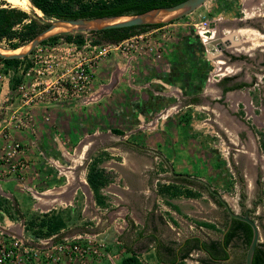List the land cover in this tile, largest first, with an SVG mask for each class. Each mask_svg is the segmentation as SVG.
Here are the masks:
<instances>
[{"label":"rangeland","instance_id":"rangeland-1","mask_svg":"<svg viewBox=\"0 0 264 264\" xmlns=\"http://www.w3.org/2000/svg\"><path fill=\"white\" fill-rule=\"evenodd\" d=\"M29 1L30 0H28L29 5L27 4V7H18L8 2V0H0V6H11L22 10L24 9V11L29 14L28 19L24 20L21 24H16L13 30H23V26L30 22V19L35 20L37 24L41 26H46L47 22L50 20V18L46 17L39 9L33 7L32 3ZM79 1L81 3H92L95 0ZM242 4V0H208L194 12L165 24L162 30L153 32L155 27L148 29V31H150L149 37L155 35L157 32H169L166 36L169 44L165 47V52L167 53L168 49L171 50L169 51L170 54H167V56L171 58V65L167 66V68L170 67L172 71H169L171 75L168 74L165 80L166 83H170L169 85L172 87L168 89L171 95L166 99V104L169 102L172 103L166 106L162 114H156V119L153 117V110V113L137 111V114L143 116L146 121L143 125H148L152 122V118H154L153 121L156 123L158 119H163L165 114H167L166 118H168L170 123L174 121L171 123L170 127V123L163 125L164 129H160L157 125L155 132L161 134L160 137H162L163 142H153L149 145L154 146L157 151H161L165 156L167 155L164 160L169 161V159L172 158L175 162L174 168L182 171L187 170L185 165L187 162L185 158L187 154L198 152L197 155L201 161L197 162V165L196 162L191 163V168L195 167L194 171L197 167L200 168L198 173L203 174L204 178L209 180V184L213 188H216L217 192H219L223 198L229 202L231 208L236 211L240 208L237 201L242 200L246 206H251L252 201L257 200L261 192H263L262 197H264V152L260 149V142L262 139L264 140V62L262 63L264 43L261 45L263 48L261 51L262 55L256 53L255 57L246 59V63H243L244 59L233 60L229 58L230 50L228 42L224 40L225 35L228 33L225 29L233 31L234 27H236L226 25L224 19H226L227 16L241 18L245 16L246 10L241 9ZM74 8H76V6H74ZM262 14H264L262 11H258L255 12L253 16H263ZM203 22H207L208 24L204 25ZM212 23H215V27L209 28V25ZM200 26L202 27L200 28ZM202 28L204 31H201ZM65 33L66 32L61 33L60 37L55 40L47 41V43L53 46L54 44L57 45L63 42L61 37L62 34ZM72 34H81L84 38L89 32L73 31ZM154 40L157 41L159 39L156 38ZM262 41L264 42V38ZM26 42L27 41L21 42L17 38H12L11 40L2 38L0 40V47L11 50V45L17 43L20 44L17 50H20ZM220 44L224 46L223 49L217 48ZM165 52L160 59H156L155 61H151V59H147L146 56L137 53L135 61L143 59L140 60V62L144 63L143 65L147 64V66H152L151 63L162 60ZM117 57L122 63H126L130 60L129 55H120ZM26 58L20 60L13 69L6 68L7 66L4 64V81L9 82L10 87L20 82L21 77L19 70L21 66L26 64ZM147 60L150 62H147ZM0 62L1 64L4 63L2 61ZM237 62L242 64L239 66V69L231 74L227 66ZM135 65L138 66L139 64ZM97 66L98 65L95 66L94 71ZM223 75L232 76L234 81L227 82L222 80L218 83L219 80L223 78ZM95 79L100 80L99 74H96V71L93 84L95 83ZM237 82L246 83L247 85L241 87V89L235 90V95L233 96L228 95L230 92L224 94L221 92L222 87H227ZM151 85L154 86V84ZM194 92H200V94L204 96L202 102L200 99L196 104L187 105L188 98H185L184 95ZM110 117L111 115H109V118ZM114 117L115 118L112 117L110 119L109 126L115 123L114 119H119V124L124 123L127 127L137 126L138 123L141 122L136 112H131L130 114L124 113V115H119L118 113V115H114ZM114 135H116V133H114ZM143 135L146 136L144 138L146 139L150 133L147 132ZM114 137L113 135H109L108 139L102 138L101 142H98L100 141L99 139L93 140L91 143L93 145L90 146L85 158L87 159L90 155L93 156L92 151L97 145H108L109 147ZM131 151L142 156L141 162L137 161V163L144 167V173L149 176V183L152 182V185L157 183L159 187L161 181L163 182L169 179L168 165L158 155L152 152L138 151L136 148L132 150L130 146L124 144L117 145L114 148L109 147L107 150H101L98 155H103L107 158L110 152L116 153L117 160L121 162L123 160L122 155ZM111 156H109V158H111ZM195 157L196 155H194V158ZM100 161L101 159L94 157L91 165L94 163L99 165ZM81 166L82 165L78 163L76 169ZM97 167L101 169L106 176L105 185L100 188V194L101 197L106 198L108 201L103 200L102 205H92L91 208L89 207L90 209L88 208L86 210L88 214L84 211L85 214L83 215L82 207L84 204V197L81 194L76 198L77 201L75 202L76 206L74 210L70 209V211H67V207L50 209L48 212H38V210H34L33 215L26 220L24 227L26 230H24L26 233L25 236L34 240L45 239L55 244L64 243L67 240L71 243L78 242L83 245H86L88 240H90V244L92 245L91 250L82 255L77 253L67 255L55 251V260L52 258L46 259L45 253L38 259L40 264H119L121 257L127 254L122 242L124 240L128 242L129 239L126 240V238H129V236H125L123 240V236L118 235L119 231L125 230L126 223L124 222L122 224L121 220L117 218V220L113 219V215L118 214L116 210L121 209V204L119 202L117 204L113 202V199L109 197L111 193L105 188L106 185L113 181V173L106 171V169L102 167ZM241 189H243L242 191L245 197L240 196ZM152 192L154 194L156 193L155 190H152ZM161 197H158V204L163 210L165 205L163 201H161ZM155 199L153 195H148L146 202L150 204L154 202ZM209 199L210 197L204 192V197L201 200L205 217H218L217 220H223L225 214L222 210H218L220 208L216 206L212 207L209 204ZM188 204L190 206L188 208H193L190 203ZM97 205L99 208H97ZM55 212H58L57 216L62 218L65 226L49 237L40 236L39 239L33 238L32 232L46 234L47 227H41L40 221L43 218L47 219L53 216ZM258 214H262V208L260 206L256 207L254 216H258ZM142 216L143 215H141L140 218H142ZM131 217L133 218V220L131 219L133 228H138L137 232H139L140 224L137 223L136 219L139 215L134 212ZM258 222H262V219H258ZM178 226L179 224L176 226L172 224V228L170 227L171 229H168L160 225V234L164 233V237L173 236ZM259 232L260 241H264V229L260 228ZM56 238L58 240H56ZM94 250L97 252L94 253ZM144 259L149 258L146 257ZM139 260L142 264L145 263L143 259ZM22 264L35 263L31 261Z\"/></svg>","mask_w":264,"mask_h":264},{"label":"crops","instance_id":"crops-1","mask_svg":"<svg viewBox=\"0 0 264 264\" xmlns=\"http://www.w3.org/2000/svg\"><path fill=\"white\" fill-rule=\"evenodd\" d=\"M242 2L241 9L246 10V17H251L258 11L264 13V0H242ZM225 30L228 31L224 40L228 42L230 59H244L243 63H246V59H252L257 52L262 51L264 34L257 30L247 26L234 27L233 31ZM169 51L171 50L168 49L167 53L165 52L161 62L151 63L152 66L143 65L144 63L140 62L143 59L135 61V56H130V60L126 63L118 60L117 56L107 57L99 62L95 70L100 80L95 79L92 95L87 102L32 107L28 127L14 128L6 123L10 111L19 106L17 101L7 110L0 109V155L5 149L7 140H15L24 145L23 157L26 162L21 173L17 175L9 174L5 166H0V227L25 236V222L33 215L34 210L48 212L50 209L61 207H67V211L74 210L76 198L81 194L84 197L82 207L84 215V211L97 204L94 192L86 182V175L94 157H98L101 161L97 166L113 173V181L105 187L111 193L109 197L116 204L118 202L121 204V209L116 210L118 214H114L113 219L121 220L122 224L126 223L127 228L119 231L118 235L123 236V240L125 236H129L126 238V240L129 239L128 242L125 240L121 242L136 251L138 258L145 261L143 264H159L155 255L154 236L162 241L178 243L192 236L208 243L213 240H222L224 235L223 226L220 225L222 220H217L218 217L207 218L204 215L201 199L204 197V192L208 196L210 193L200 181L194 179L161 181L160 186L172 183L182 190L189 188L192 192L201 194L200 197L195 198H188L183 194L171 198L162 191H157L159 189L157 183L155 185H152V182L149 183V176L144 173V167L137 163V161L141 162L142 156L136 152L131 151L122 155L123 160L120 162L116 158V153L110 152L108 155H112L111 158L98 155L101 150L115 146L97 145L92 151L93 156L85 158L90 146L93 145L91 144L93 140L99 139L98 142H101L102 138L108 139L109 135L115 136L112 142L120 139V136L114 135L112 130L123 133L122 138L131 143L132 150L135 145L156 150L149 144L163 142L161 134L156 133L155 129L157 125L160 129H164L163 125L170 123L166 118L167 114L164 113V118L158 119L156 123L152 118V122L145 126L143 125L146 123L145 119L139 116L137 111L151 113L153 110V117H155L156 114H162L166 106L172 103L166 104V99L171 95L168 89L172 87L165 80L168 74L171 75L169 71H172L170 67L167 68L171 65V58L167 56L168 53L170 54ZM241 64L231 63L227 69L233 74ZM228 95L233 96L235 93L230 92ZM131 112H136L138 119L141 120L137 126L127 127L124 123L119 124V119H114L115 123L109 126L110 119L115 118L114 115ZM109 115H111L110 118ZM6 132L9 134L7 139L3 136ZM147 132L150 135L144 139L146 136L143 134ZM158 152L166 158L167 155L165 156L159 150ZM197 154L198 152L191 153L185 157L188 162L185 164L186 171L174 168L175 162L172 158L164 161L167 164L173 163L171 165L174 173L187 174L209 183L203 174L198 173L200 168H196L198 171L196 169L194 171L195 167L191 168V163L196 162L197 165V162L201 161ZM194 155H196L195 158ZM78 163L82 166L76 169ZM152 190L156 193L154 194ZM242 190H240V196L245 197ZM148 195L156 198L154 202L150 204L146 202ZM158 197H161L165 205L163 210L158 204ZM102 199L106 200V198ZM210 199L209 204L217 207L215 200L212 197ZM188 203L193 208H188L190 207ZM134 212L139 215L136 218L137 223L140 224L139 232H137L138 228H133L131 222V219L133 220L131 215ZM141 215H143L142 218H140ZM200 221L212 223L215 227L214 229L202 227L197 224ZM171 223L175 226L179 224L178 229L173 236L164 237V233L160 234V225L171 229ZM234 245L235 243L229 244L228 250L231 251ZM238 249L237 251L242 255L244 253L242 246H238ZM146 257L149 259H144ZM206 257L208 256L203 250L195 249L189 253V258L185 259V262L201 264V260Z\"/></svg>","mask_w":264,"mask_h":264},{"label":"built area","instance_id":"built-area-1","mask_svg":"<svg viewBox=\"0 0 264 264\" xmlns=\"http://www.w3.org/2000/svg\"><path fill=\"white\" fill-rule=\"evenodd\" d=\"M164 27L165 24L155 27L153 32ZM149 33L147 30L118 43L97 42L98 38L94 32H89L84 38L82 36L83 42L66 41L61 37L63 42L57 45L41 43L27 56L26 64L21 66L20 82L11 87L4 81L5 67L4 63L0 62V109H9L15 101L19 103V106L9 113L7 125L14 128L28 127L32 107L87 102L92 95L95 66L111 55L136 57L138 53L151 61L160 59L169 44L166 39L169 32H157L150 37ZM156 38L159 40H154ZM8 135V132L3 134L5 139ZM7 141L0 155V166H5L11 175L20 174L26 165L23 157L25 147L18 141ZM22 236L23 239L0 229V264H22L31 261L40 264L38 259L42 254L46 253V259L55 260V251L67 255H82L90 251L92 246L90 240L86 245L67 240L55 244L45 239L34 240Z\"/></svg>","mask_w":264,"mask_h":264},{"label":"trees","instance_id":"trees-1","mask_svg":"<svg viewBox=\"0 0 264 264\" xmlns=\"http://www.w3.org/2000/svg\"><path fill=\"white\" fill-rule=\"evenodd\" d=\"M183 0H95L92 3H81L79 0H30L32 5L39 9L46 17L49 18H85V17H104V16H119V15H130L138 14L147 11L155 7H165L176 4ZM76 6V8H74ZM29 14H27L24 9L11 7V6H0V40L2 38H17L21 42L31 40L42 28L45 26L38 25L35 20H31L23 26V30L15 31L13 30L16 24H21L24 20L28 19ZM163 24L156 25H142V26H131L126 28H111L100 31H92L97 34V42H107V43H118L135 33L147 31L150 28L158 27ZM61 35H54L47 40L42 41L45 43L50 40H55ZM62 37L66 41H78L83 42L81 34L65 33ZM20 44H12V49H17ZM26 58V57H25ZM23 59H6L0 58V61L4 62L7 66L6 68L13 69L16 67L18 62ZM230 77L225 78L228 80ZM247 85L246 83L238 84L235 87H243ZM224 90H231L232 87H224ZM116 134L121 132L117 130H112ZM261 149L264 152V140H261ZM106 176L104 172L97 167V163L92 164L89 167L87 173V182L94 192L95 201L98 205L103 204V197L100 194V188L105 185ZM214 190L217 191L216 188ZM157 191H162V193L167 194L171 198L184 195L188 198L200 197L201 194L198 192H192L189 188L182 190L175 184H162L159 185ZM216 204L223 206L215 196L209 194ZM175 207L174 205H171ZM263 211H264V200H263ZM58 212L49 218H43L40 221L41 227H47L46 234H40V232H32V236L35 239H39L40 236H50L53 233H57L60 229L65 226L64 221L60 216H57ZM223 225V238L222 240H213L211 242L200 241L198 237L186 238L182 243L176 241H162L158 237L154 236L155 240V255L157 262L159 264H186L185 259L189 258V253L195 249L203 250L208 257L201 260V264H228L225 262L227 258L226 248L231 243H235L237 246H242L244 250L247 249L251 237L252 228L249 224L238 219H232L230 226H228V217ZM48 217V216H47ZM198 225L214 229L215 225L209 222L200 221ZM264 227V226H263ZM226 229V231H224ZM54 239V238H53ZM56 240H58L56 238ZM55 241V239H54ZM124 245V250L127 253L123 255L119 261V264H142L139 260L136 251L131 247ZM239 264H244V260L241 259ZM252 264H264V244L258 243L254 255Z\"/></svg>","mask_w":264,"mask_h":264},{"label":"water","instance_id":"water-1","mask_svg":"<svg viewBox=\"0 0 264 264\" xmlns=\"http://www.w3.org/2000/svg\"><path fill=\"white\" fill-rule=\"evenodd\" d=\"M208 0H183L176 4L155 7L147 11L138 14L119 15V16H104V17H85V18H50L47 25L42 28L31 40L20 49H4L0 47V58L6 59H23L28 56L32 50L42 43V41L54 35H60L61 33H72L73 31H100L111 28H126L131 26L142 25H156V24H168L175 20H178L204 5ZM33 6V5H32ZM34 7V6H33ZM36 8V7H35ZM215 27V23L209 25V28ZM217 48L223 49L222 44ZM162 155V154H161ZM163 156V155H162ZM169 170L173 176L184 177L187 179H194L200 181L206 186L210 194L216 196L219 202L224 206L225 210L229 214V223L232 219H238L246 222L252 228V237L247 247L245 255V264H252L254 251L257 243L259 242V226L256 221L249 214L251 210H246L244 213H238L233 210L230 204L223 198V196L214 190V188L205 180L197 177H193L187 174L174 173L173 167L168 163ZM5 233L15 235L18 238H22V234L13 233L0 227Z\"/></svg>","mask_w":264,"mask_h":264},{"label":"flooded vegetation","instance_id":"flooded-vegetation-1","mask_svg":"<svg viewBox=\"0 0 264 264\" xmlns=\"http://www.w3.org/2000/svg\"><path fill=\"white\" fill-rule=\"evenodd\" d=\"M224 19V18H223ZM223 21V20H222ZM224 23L226 24V25H231V26H236L237 28H241V27H243V26H247L248 28H253L254 30H257L258 32H260V33H262V34H264V16H252V17H246V16H243L242 18L241 17H236V16H227L226 17V19H224ZM258 54H261L262 55V52L260 51V52H257ZM263 55H264V53H263ZM233 60H235V59H233ZM241 60V59H240ZM264 62V56H263V58H262V63ZM228 77H230V79H228V80H225V81H227V82H229V81H234V79L232 78V76H229V75H223V78H221L220 80H219V82L218 83H220V81H222V80H224L225 78H228ZM236 79V78H235ZM217 81V80H216ZM230 82V83H231ZM238 84H241V82H237V83H233V84H231V85H229V87H232L233 89H231V90H224L223 88L224 87H222V89H221V92L224 94V93H229V92H233V93H235L234 91L235 90H238V89H241V87H235V86H237ZM220 85V84H219ZM184 97L186 98H188L187 99V105H193V104H196L197 102H199V100L201 99V102H202V98H204V96H202L201 94H200V92L198 93V92H194V93H192V94H186V95H184ZM186 105V106H187ZM114 134V133H113ZM119 136H120V139L118 140V141H114V142H112L111 143V145L112 146H117V145H128V146H132L131 145V143L130 142H128L127 140H124V138H122L123 136V133H120V134H118ZM134 147V146H133ZM134 148H136L138 151L140 150V151H149V152H152V153H154V154H156V155H158L163 161H164V158L159 154V152L158 151H156V150H151V149H148V148H146V147H140L139 145H135V147ZM165 163H166V161H164ZM167 164V163H166ZM168 165V164H167ZM168 168H169V166H168ZM169 179L168 180H186L187 178H184V177H177V176H173L172 175V173L170 172V170H169ZM158 178H160V177H158ZM162 178V177H161ZM159 180V179H158ZM189 180V179H188ZM262 195H263V192H261V194L258 196V198H257V200H253L252 201V203H251V206H246L244 203H243V201L242 200H239V201H237V203H238V206L240 207L239 208V210L238 211H236V212H238V213H244L246 210H251V212L249 213L250 215H251V217L256 221V223H257V225L259 226V230H260V228L262 229H264V211H263V200H264V197H262ZM214 196V195H213ZM215 198H216V196H215ZM218 200V199H217ZM258 206H260L261 208H262V214H258V216H254V214H255V212H256V207H258ZM217 207L218 208H220V209H218V210H222L223 211V213L225 214V217L223 218V220L220 222L221 224V226H223L224 225V222L227 220V216H226V214H228L227 213V211L225 210V208H224V206H219V205H217ZM234 210V209H233ZM229 215V214H228ZM262 219V222H258V219ZM229 217H228V223H229ZM231 223V222H230ZM230 223L228 224V226H227V228L226 229H228V227L230 226ZM262 223V224H261ZM226 229L224 230V231H226ZM260 233V232H259ZM258 243H262V244H264V241H260V238H259V242ZM257 243V244H258ZM239 246V245H238ZM238 246L235 244L233 247H232V250L230 251V250H228V247L226 248V250H227V258L225 259V262H227L228 264H239L240 263V260L241 259H243L244 260V264H245V255H246V251H247V249L246 250H244V253L242 254V255H240V252L239 251H237V250H239L238 249ZM257 246V245H256ZM235 249V250H234Z\"/></svg>","mask_w":264,"mask_h":264},{"label":"bare ground","instance_id":"bare-ground-1","mask_svg":"<svg viewBox=\"0 0 264 264\" xmlns=\"http://www.w3.org/2000/svg\"><path fill=\"white\" fill-rule=\"evenodd\" d=\"M8 2H10L11 4L18 6V7H20V6L21 7H27V4L29 5L28 0H8Z\"/></svg>","mask_w":264,"mask_h":264},{"label":"clouds","instance_id":"clouds-1","mask_svg":"<svg viewBox=\"0 0 264 264\" xmlns=\"http://www.w3.org/2000/svg\"><path fill=\"white\" fill-rule=\"evenodd\" d=\"M27 57V56H26Z\"/></svg>","mask_w":264,"mask_h":264}]
</instances>
